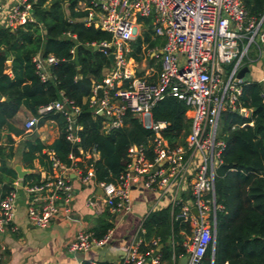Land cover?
I'll return each instance as SVG.
<instances>
[{
	"label": "built area",
	"instance_id": "1",
	"mask_svg": "<svg viewBox=\"0 0 264 264\" xmlns=\"http://www.w3.org/2000/svg\"><path fill=\"white\" fill-rule=\"evenodd\" d=\"M5 1L0 0L2 28L13 31L36 23L30 0H17L13 8L3 13ZM85 12V26L111 36L110 42L92 47H104L107 59L113 55V64L106 68V74L93 82L87 104L94 113L100 112L106 134L122 128L129 112L151 132V137L147 147L132 145L128 148L130 162L112 183L95 180L93 156L97 153L94 151L91 155L84 154L91 159L85 170L78 167L72 155L69 167L49 155L50 173L38 183L23 187L27 219L33 226L44 229L61 208L69 213L74 192L69 173L77 177L79 183L101 190V201L111 214L129 209L132 183L141 181L145 188L158 191L163 197L171 190L176 195V190L189 178L192 203L175 198L172 205L179 206V210L174 219L191 226L186 264H202L215 236L209 219L213 216L215 220L216 210L221 209L216 206L214 195L215 172L225 150V142L220 137V118L227 111L249 117V112L240 107L242 90L248 80L238 79L237 73L247 65L242 63L252 45L257 48L256 58H264L263 19L256 22L249 17L242 0H89ZM146 19L151 21L152 36L164 41L161 48L147 49L144 43L141 46L148 58L160 56L155 81L138 76V64L131 58L135 39L147 29ZM32 63L40 81L45 83L51 79L49 68L57 59L37 54L32 57ZM228 65H231L230 70L226 69ZM6 74L11 77V71ZM258 83L263 86L264 102V75ZM167 97L184 103L191 118L184 144L176 147H170L162 137L166 124L155 123L151 117L154 105ZM78 113L79 108L60 95L37 110L25 123L24 133L37 129L45 116L59 114L64 120L65 139L83 154L82 128L75 123ZM17 185L15 183L13 189L0 198V263L7 250L1 237L14 230ZM98 200L93 195L86 200V206L97 209ZM193 208L197 209V215L192 212ZM145 232L142 225L121 264H161L157 251L160 240L153 238L143 242ZM109 238L110 231L100 239L92 232H80L66 250L72 255L86 254L92 247L105 246ZM142 245L147 248L144 253L140 251Z\"/></svg>",
	"mask_w": 264,
	"mask_h": 264
},
{
	"label": "trees",
	"instance_id": "2",
	"mask_svg": "<svg viewBox=\"0 0 264 264\" xmlns=\"http://www.w3.org/2000/svg\"><path fill=\"white\" fill-rule=\"evenodd\" d=\"M33 4V16L36 23L27 24L16 30L0 27V131H6V145L0 146V198L13 189L17 178L9 166L13 159V140L23 134L14 120L25 109L35 116L40 107L57 100L60 95L72 101L78 108L76 125L80 132V154L64 136L63 117L59 114L47 115L39 123L55 121L61 126V134L49 146L38 139L27 141L22 151V161L29 163L38 160L47 173L52 163L48 150L62 165L69 167L70 155L81 169L85 170L91 163L84 154L96 152L99 156L94 162L95 180L97 182H114L122 174L130 160L128 148L132 145L147 147L151 132L142 127L139 119L131 113L124 118L122 128L105 135L102 132L104 119L87 104L91 96L93 82L100 80L103 71L109 67L106 55L94 51L92 45L110 42L111 36L84 23L73 20L86 16V12L76 11L78 1L89 0H30ZM249 17L256 22L263 19L261 31L264 32V0H242ZM67 4L69 17L63 6ZM150 20H145L147 29L144 38L137 39L132 47L131 58L141 62L142 44L147 49L161 48L164 41L154 38ZM74 37V38H72ZM73 51V53H72ZM39 54L45 58L53 56L57 63L49 68L51 79L41 82L32 63V57ZM148 58L149 63L159 59ZM11 60V77L6 74L5 62ZM160 64L158 62L157 71ZM263 86L257 81H248L240 97V107L249 112L244 118L236 112H224L220 118V137L225 142L221 155V165L214 178V195L216 206V226L214 240L209 244L202 264H264V102ZM153 122H164L162 137L170 147L183 145L190 130L189 109L184 103L172 97L156 103L151 110ZM252 123V126H250ZM38 179L33 176L24 178V182ZM176 208L174 213H178ZM145 234L143 242L160 238L163 244L170 233L175 241L179 232L191 235V227L181 221H170L167 210L152 214L143 224ZM112 228L110 223H101L92 233L102 238ZM180 240V239H179ZM179 242V241H178ZM141 252L147 248L140 247ZM158 253L161 264H174L178 257L185 256L186 250L181 245L170 250L163 247ZM82 264H92L83 262ZM94 264H114L99 262ZM121 264V263H119Z\"/></svg>",
	"mask_w": 264,
	"mask_h": 264
},
{
	"label": "crops",
	"instance_id": "3",
	"mask_svg": "<svg viewBox=\"0 0 264 264\" xmlns=\"http://www.w3.org/2000/svg\"><path fill=\"white\" fill-rule=\"evenodd\" d=\"M17 4V0H7L3 4V13L8 12ZM87 1H78L76 5V11L85 12ZM66 17H69L67 4L63 6ZM3 15L0 16V27L3 25ZM83 23L84 17L73 20ZM256 61L260 59H255ZM253 59L250 60V62ZM138 64V63H137ZM250 70V77L248 81H255L251 78L253 69L249 65H245ZM260 67L264 70V63L260 64ZM5 71H11V60L7 58L5 62ZM107 72L105 69L102 73L104 76ZM157 72L150 79L148 74H145L149 81H155ZM264 75V73H263ZM139 76V75H138ZM93 110V109H92ZM100 112H97L99 116ZM29 115L25 123L32 117L25 109H22L16 116V121L24 115ZM24 123V125H25ZM24 125L19 129L23 130V134L15 137L11 135L13 140V153L14 157L9 162V166L14 170L15 166H20L22 171H28L25 177L33 175L39 181L43 180L47 174V171L42 168L38 160L32 162L31 168L29 163L22 161V151H25V143L27 141H34L38 139L43 145H51L61 134V126L55 121H45L42 125H38V128L31 133H24ZM52 125V126H51ZM53 125L56 127H53ZM102 132L106 134L105 129L102 127ZM6 131H0V146L6 145ZM44 153L51 155L48 150H44ZM99 156L96 154L93 156L94 161H97ZM73 185V196L69 203V213H65L61 208L60 213L53 219V221L44 229L33 226L27 219V197L24 192L26 184L33 183V179L24 182L23 180L16 178L14 184L17 189V199L15 205V217L13 221L12 231H8L1 237L3 243L6 245V253L0 264H82L83 262H90L92 264L99 262H107L119 264L122 258L125 256L135 234L139 228L144 224V221L152 214L160 213L167 210L169 212L170 221L175 217V209L179 206L172 205L173 200H178L192 203L189 192V178L187 181L176 190H172L166 196L160 197L159 192L150 190L143 186V183H132L129 193V209L122 211L118 214H111L102 203L103 193L93 185H83L79 183L77 177L72 173L68 174ZM38 181V182H39ZM13 184V186H14ZM97 197L98 208L93 209L86 206V200L92 196ZM216 214L215 220L213 216L209 219V224L215 234L216 226ZM110 223L112 228L110 231L109 242L102 247H92L86 254L72 255L67 252V245L73 241L77 234L80 232H92L99 224ZM190 226V225H189ZM191 227V226H190ZM189 238L185 232H179V235L175 241L172 233L168 235L166 241L162 244L159 243L157 251L166 247L172 250L175 246L181 245L186 250L188 255ZM153 239V238H152ZM180 239V240H179ZM160 240V238H159ZM179 241V242H178ZM178 257L176 262L174 258V264H179L181 258ZM164 261L162 264H167ZM172 264V260H171Z\"/></svg>",
	"mask_w": 264,
	"mask_h": 264
},
{
	"label": "rangeland",
	"instance_id": "4",
	"mask_svg": "<svg viewBox=\"0 0 264 264\" xmlns=\"http://www.w3.org/2000/svg\"><path fill=\"white\" fill-rule=\"evenodd\" d=\"M143 33L144 32H142L140 34L139 38H142V39L144 38V34ZM139 38H136L135 41L137 39H139ZM140 55L142 56V60H141V62L138 63L137 75L143 77V76H145V74H148L149 78L152 79L153 75L157 71L156 69H157V65H158L159 59L154 61L153 63H149L146 50H143ZM256 57H257V48L255 47V45H252L251 50L248 53V57H246L243 60L242 64H244V65L247 64L253 69V71H252V75L253 76H251V78L258 82L263 77L264 70L260 67V64L264 63V58L262 57L260 60L256 61L255 60V59H257ZM251 59H253V61L250 62ZM226 69L230 70L231 69V65L226 66ZM223 80H225L224 77H223ZM28 116L29 115H27V114L22 115L18 119V121H16V125L21 128L24 125V123H25L26 119L28 118ZM53 127H56V125L55 126L53 125ZM219 128H220V125H219ZM77 255H79V254H77Z\"/></svg>",
	"mask_w": 264,
	"mask_h": 264
},
{
	"label": "water",
	"instance_id": "5",
	"mask_svg": "<svg viewBox=\"0 0 264 264\" xmlns=\"http://www.w3.org/2000/svg\"><path fill=\"white\" fill-rule=\"evenodd\" d=\"M94 51H100V52H104L105 48L102 46L99 47H94L93 48ZM108 61H109V65L111 66L113 64V55L110 54L108 56ZM250 77V70L248 67L244 66L242 69H240L237 73V78L238 79H242L243 81H246L248 78ZM100 114V113H99ZM14 171L17 174L18 179L23 180L25 178V176L27 174H29L28 171H22L20 166H15L14 167ZM192 212L197 215V209L193 208ZM188 260V257L185 256L183 258L180 259L179 264H186Z\"/></svg>",
	"mask_w": 264,
	"mask_h": 264
}]
</instances>
